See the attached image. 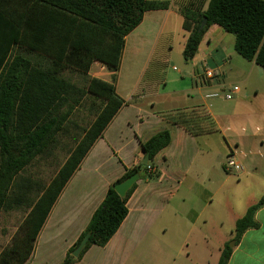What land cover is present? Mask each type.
<instances>
[{"label":"crops","instance_id":"obj_1","mask_svg":"<svg viewBox=\"0 0 264 264\" xmlns=\"http://www.w3.org/2000/svg\"><path fill=\"white\" fill-rule=\"evenodd\" d=\"M149 1L170 5L147 12L127 36L120 70L115 74L98 61L92 65V77L100 78L98 74L103 73L94 72L100 68L108 70L103 80L111 81L116 75L117 92L125 103L61 193L25 264H62L110 186L127 170L142 164V143L165 130L172 140L155 158L159 176L137 182L127 203L128 216L117 233L104 247H90L73 264H210L206 249L174 255L170 248L148 246L147 218H192V227L198 218H233L234 234L237 220L264 197L263 68L238 54L235 36L212 25L195 58L185 61L181 72L182 79L191 80L192 86L163 91L164 81L146 77L153 62L167 59L157 55L165 39L184 31L180 45L184 51L188 33L179 6L206 9L209 0ZM209 71L214 75L210 77ZM143 84L147 87L141 88ZM233 86H239L240 91L226 100L224 90ZM217 93L218 97L211 96ZM197 106L209 109L219 132L194 136L168 117ZM232 151L244 166L239 175L225 170ZM234 176L238 182H232ZM242 183L231 194L232 188ZM255 219L258 227L247 230L235 243L228 264H264V206Z\"/></svg>","mask_w":264,"mask_h":264},{"label":"trees","instance_id":"obj_2","mask_svg":"<svg viewBox=\"0 0 264 264\" xmlns=\"http://www.w3.org/2000/svg\"><path fill=\"white\" fill-rule=\"evenodd\" d=\"M169 5L149 0H0V216L26 212L10 243L0 251V264H25L31 258L61 193L125 103L117 92L116 75L111 81L90 76L80 87L64 74L90 75L96 61L116 74L127 36L147 12ZM197 7L179 6L188 33L186 62L195 58L209 28L218 25L235 36L239 55L264 69V0H209L206 9ZM205 17L208 22L201 29ZM88 102L94 120L75 138L71 117ZM168 117L194 136L219 132L205 106L178 110ZM62 134L74 138V146L50 182L44 185L25 176L36 158L52 154ZM171 140L165 130L142 143L150 163L127 170L110 186L62 264L75 263L94 245H107L127 218V203L137 187L136 183L123 198L115 185L135 173L141 180L156 179L155 158ZM149 167L156 170L150 172ZM263 206L264 197L237 220V244L247 230L258 227L255 215ZM87 234L89 242L75 258L72 253ZM232 250L226 244L218 264H228Z\"/></svg>","mask_w":264,"mask_h":264},{"label":"rangeland","instance_id":"obj_3","mask_svg":"<svg viewBox=\"0 0 264 264\" xmlns=\"http://www.w3.org/2000/svg\"><path fill=\"white\" fill-rule=\"evenodd\" d=\"M182 34H184V31H180L178 34L175 33L173 38L165 39L166 43L161 45L157 55L161 56L162 54L167 59L164 62H153L146 77H152L157 83L158 81H164L162 87L163 91L166 92L176 91L184 86H192L191 80H184L181 77V72L186 68L183 48L180 46L183 43ZM230 36L234 37V35ZM171 46L173 47L172 50L169 49ZM94 72L103 73L98 74L101 79H105L108 76L107 69L100 68L99 71ZM64 76L78 86L84 87L91 75L84 76L76 72L67 71ZM194 85L196 84L193 83ZM145 87L147 86L144 84L141 86V88ZM223 104L226 105L228 102H223ZM90 105L91 102H88L84 107H80L71 117V132L75 138L80 137L82 130L87 128L94 120L95 113ZM58 138L59 145L52 151V154L36 158L24 171L23 174L25 176L40 180L44 185L50 182L66 161L75 141L70 135L62 134ZM234 180L238 182L239 179L234 176L233 183H235ZM237 186V188H232L231 194H235L236 189H240L243 183ZM25 216L26 212L17 210L1 214L0 251L10 243ZM190 219L192 218H147L146 223L149 231L145 243L148 246L156 244L166 249L170 248L174 251V255L176 252L185 253L186 255L188 249H206L208 253L207 259L210 264H218L222 254L219 248L226 244L234 248L236 243L234 234L231 233L234 224L230 219L233 220V218H198L194 227L190 224ZM222 221L224 222L222 223Z\"/></svg>","mask_w":264,"mask_h":264},{"label":"water","instance_id":"obj_4","mask_svg":"<svg viewBox=\"0 0 264 264\" xmlns=\"http://www.w3.org/2000/svg\"><path fill=\"white\" fill-rule=\"evenodd\" d=\"M208 22L207 17H205L202 21L201 24V29H203L206 24ZM150 163V159H149V154L145 155V158L142 161V164L144 165H148ZM140 173H135L132 176L128 177L127 179H125L122 182H119L115 185V190L116 192L121 196V197H126L128 192L133 188V186L140 181ZM90 239V234H87L84 239L81 241V243L79 244V246L73 251L72 255L75 258H78L81 254V252L83 251V249L86 247V245L88 244ZM231 247V246H230Z\"/></svg>","mask_w":264,"mask_h":264},{"label":"built area","instance_id":"obj_5","mask_svg":"<svg viewBox=\"0 0 264 264\" xmlns=\"http://www.w3.org/2000/svg\"><path fill=\"white\" fill-rule=\"evenodd\" d=\"M208 75L211 77L213 76V72L209 71ZM240 91V88L238 86H234L229 90H224L223 96L226 100H232L234 96ZM212 97H218L219 93L211 95ZM156 169L149 167V171L154 172ZM225 170L231 174L239 175L244 171V166L242 163H240L232 151L229 156L227 157L226 163H225Z\"/></svg>","mask_w":264,"mask_h":264}]
</instances>
